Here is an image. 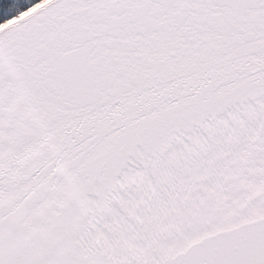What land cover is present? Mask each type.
Instances as JSON below:
<instances>
[{"label":"snow or ice","instance_id":"6c2138e0","mask_svg":"<svg viewBox=\"0 0 264 264\" xmlns=\"http://www.w3.org/2000/svg\"><path fill=\"white\" fill-rule=\"evenodd\" d=\"M0 264H264V0H0Z\"/></svg>","mask_w":264,"mask_h":264}]
</instances>
